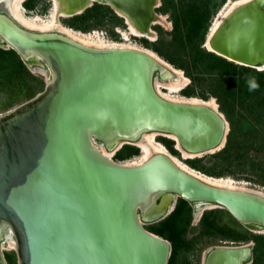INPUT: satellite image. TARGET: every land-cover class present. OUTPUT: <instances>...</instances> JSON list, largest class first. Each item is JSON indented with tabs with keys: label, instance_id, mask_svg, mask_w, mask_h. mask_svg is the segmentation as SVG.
<instances>
[{
	"label": "water",
	"instance_id": "1",
	"mask_svg": "<svg viewBox=\"0 0 264 264\" xmlns=\"http://www.w3.org/2000/svg\"><path fill=\"white\" fill-rule=\"evenodd\" d=\"M59 1L67 17L96 2L109 5L143 32H154L162 4ZM205 46L263 70L264 0L235 5L214 31L210 28ZM0 47L51 71L42 91L0 114V264H10L4 251L9 238L18 264H169L171 241L145 222L164 220L176 198L194 207L214 204L264 231L263 192L209 181L165 153L136 164L118 162L102 150L117 151L121 141L135 143L147 131L174 136L194 157L225 147L230 122L217 100L213 105L164 97L156 75L175 74L153 53L33 30L1 6ZM254 248V242L217 245L204 264H248Z\"/></svg>",
	"mask_w": 264,
	"mask_h": 264
},
{
	"label": "trees",
	"instance_id": "2",
	"mask_svg": "<svg viewBox=\"0 0 264 264\" xmlns=\"http://www.w3.org/2000/svg\"><path fill=\"white\" fill-rule=\"evenodd\" d=\"M226 1L162 0L157 11L169 15L172 28L166 29L156 24L154 29L158 33L157 38L150 41L144 37L142 40L146 47L174 67L183 70L190 78L191 82L182 90L183 94L204 100L215 98L220 110L230 122V131L224 148L208 155L187 158L186 162L192 168L218 178L226 176L240 178L247 172L258 174L261 178L259 181L264 185V157L258 158L256 155L264 152V69L238 64L205 46L213 20ZM26 6L32 9L36 2H28ZM65 23L84 32L100 26H108L114 30L116 26H125V18L118 15L111 6L96 2L84 12L68 17ZM14 71H18L24 77L30 75L41 82V89L30 98L44 89L45 82L29 71L15 50L0 47V81L11 78ZM250 77H255L259 83V88L255 91H249L247 81ZM163 141L174 154H180L174 147L175 140ZM140 152L139 147L126 144L118 151L117 157L119 159L136 157ZM218 212L219 209L207 211L202 224H214L215 217L212 215ZM191 220V203L179 198L176 208L169 217L153 228L157 234L173 242L174 253H177L181 249L191 247V243L185 237ZM164 223L175 227L177 232L168 229ZM254 238L257 242L254 251L264 253V235H257Z\"/></svg>",
	"mask_w": 264,
	"mask_h": 264
},
{
	"label": "rangeland",
	"instance_id": "3",
	"mask_svg": "<svg viewBox=\"0 0 264 264\" xmlns=\"http://www.w3.org/2000/svg\"><path fill=\"white\" fill-rule=\"evenodd\" d=\"M230 1H233V0H227L220 9L222 10L225 7V5L230 3ZM28 2L29 3L36 2V6L32 9H29L26 6V4ZM51 6H53V0H26V2L24 3V7L26 10L25 13L27 14V16H31V17L40 16V18H42L43 20L51 19L52 11H53V7H51ZM221 10H219L218 13ZM218 13L216 14V16L218 15ZM159 14H161V13H159ZM161 15L166 17V19L168 20V24L166 23V24H160V25L164 26L166 29H171L172 28V22L170 21L169 15H167V14L166 15L161 14ZM67 18L68 17H62L61 16L60 21L64 25H66L65 21ZM66 26H68V25H66ZM68 27H70V26H68ZM117 27H119L121 29V33L117 31ZM153 29H154V26H153ZM94 30H97V31L105 30V31H107L109 33L110 42H114V41L116 42L117 41L119 43H123V42L133 43L134 45H136L138 47L150 49V48L146 47V45L144 44V42L142 40V38H144V37L134 35L131 33L130 26L127 24L126 18H125V26H116L114 28V30H112L108 26H104V27L100 26V27H96L95 29H92L91 31H87V32L81 31V32L90 34ZM77 31H80V30H77ZM126 33L130 34L131 37L128 41H123L122 35H125ZM145 38H147V37H145ZM147 39L152 41L153 38H147ZM26 66L34 76L41 78L45 83H46L47 79L51 76L50 69L45 64H43V62H41L40 65L39 64L34 65V64L29 63V64H26ZM12 74H14V75L11 78L5 79L4 81H0V114L14 108L15 106L19 105L22 102L28 100L30 98V96L33 95V93H36L41 89L40 88L41 82L38 79L31 77L30 75H28L27 77H24L21 73H18V71H14V73H12ZM174 78H177V77L174 76V77L169 78V79H160V74L158 73L156 75V80H159L160 82L171 80ZM190 82H191V80L189 78L188 84ZM183 89H180L179 91H176V92H174V91L172 92V91L168 90L167 88L161 86L160 92L165 93V94L169 93V95L172 94V96L174 98L177 97L178 99L190 98V97H188L182 93ZM155 138L157 140H159V142H162L164 145H165V143H164L163 139H171L174 141V139L171 136L169 137V136H167L165 134H161V133H157L155 135ZM126 144L135 145V146L139 147L141 150V152H140L141 155L139 154L136 157L132 156L133 158L130 157V158H126V159H119L117 157V153ZM118 147H120V149L117 151H115V149H107L108 152L112 153L111 157L118 162H123V163H127L129 161L134 162L135 160L140 159L143 155L142 148L136 142L135 143H127L125 141H121L118 144ZM174 147H175V149H177L176 148V141H174ZM167 149L170 151L171 154H173L177 158L181 159L182 162L184 161L183 163L190 166L186 162L187 158L183 157L181 152L179 155H176L168 147H167ZM252 153H254V152H252ZM208 154H211V153L202 154L200 156L208 155ZM256 155L258 158H262V157H264V152L256 153ZM139 156H140V158H139ZM227 177L232 179L233 181H231V180L230 181L233 182L234 185H236V186L247 187V188L252 189V190H260V191L264 192V185L261 183V181H259L261 178L258 174H252V173L247 172L246 174H244L240 178L231 177V176L230 177L226 176L225 178H227ZM176 200H177L176 201V206H177L179 198H176ZM192 205H194V204H192ZM176 206H175V208H176ZM201 206L204 207V209L202 211V214L200 213V215H199L200 219H199V218H196V214H197L196 210L201 208ZM213 209H219V212L216 215H212L215 217L214 224L203 225L202 221H203L205 213L207 211H210ZM192 213H193L192 214V220L190 222L189 228L185 232V237L191 243V247L186 248V249H181L177 253H174V248H173V253H172V256L170 258L169 264H203V260H204L206 253L214 246H217V245H240V244H245V243H249V242H254L255 247H256L257 242H256L254 237L257 235H264V231L262 229L254 228L251 226L241 224L233 216H231L225 210H223V208L217 207L214 204H208L207 205L206 203H197L196 209H194V207H193ZM169 215L166 218H168ZM161 221H163V220H161ZM161 221L155 222V223L146 221L145 224H146V227L150 231L155 232L153 227L155 225L159 224ZM164 224H165V226H168V229H170L171 231L177 232V229L175 227L170 226L168 223H164ZM230 229H232V230H230ZM164 238H166V237H164ZM168 240H170V239H168ZM171 243L173 245L172 241H171ZM4 248H5L4 251H5L6 257L8 259V262L10 264H18L16 253L13 250V248L9 245L8 239L5 240ZM248 264H264V253H261L260 251H254L253 258L250 262H248Z\"/></svg>",
	"mask_w": 264,
	"mask_h": 264
},
{
	"label": "bare ground",
	"instance_id": "4",
	"mask_svg": "<svg viewBox=\"0 0 264 264\" xmlns=\"http://www.w3.org/2000/svg\"><path fill=\"white\" fill-rule=\"evenodd\" d=\"M1 1H4L1 3ZM243 0H233L230 1V3H228L227 5H225V7L218 13V15L214 18V23L211 26V32L214 31L219 24L222 22V20L225 18V16L235 7V5L239 4L240 2H242ZM24 2L25 0H0V6L3 9H7L11 15L23 26L33 29V30H40V31H52V30H57L60 31L66 35H68L69 37L80 41L84 44L87 45H92V46H108V45H124V46H130L133 48H141L138 47L136 45H134L133 43H119V42H102L101 40H96L92 37L91 34L89 33H83L81 31H77L71 27H68L66 25H64L61 21H60V17H67L68 16V12L66 11V8L61 4V2L59 0H53V11H52V17L49 20H43L42 18H40V16H36V17H31V16H27V14L25 13V7H24ZM6 5H5V4ZM51 15V14H50ZM129 21V20H128ZM157 24H168V20L166 19L165 16H161L159 15L157 17L156 20ZM128 25L130 26V30L131 33L134 35H138L141 37H147V38H153L152 40L156 39V33L155 30L154 32H143L141 31L134 23H132L131 21H129ZM210 31V29H209ZM144 50H148L151 53H153L161 63H163L166 67L170 68V70L175 74L174 76L177 78L171 79V80H167V81H163L160 82L159 80H155V84H156V88L158 89V91L160 92V87L163 86L165 88H167L170 91H179L180 89H183L189 82V78L185 75L184 71L181 69H178L176 67H174L172 64H170L168 61H166L165 59H163L161 56H159L156 52H154L151 49H147V48H141ZM163 90V89H162ZM164 97L171 99V100H176V101H191V102H209L213 105H216L215 99L211 98L210 100H204L198 97H190V98H185V99H177L174 98L171 95L165 94L160 92ZM158 132L156 131H147L144 132L142 134V136L136 141V143L142 148L143 150V155L142 157L139 158L138 160H135L134 162L136 164H139L145 160H147L149 157H151L154 153H165L168 154L169 156H171V158L178 164L180 165L182 168L187 169L191 172H193L194 174L203 177L209 181H213L216 183H222V184H226L230 187H240V188H245V189H249L247 187H242V186H236L234 185L232 179L230 178H225V177H214L211 175H207L206 173H202L201 171H198L190 166H188L187 164L183 163L181 161V159L177 158L176 156H174L173 154L170 153V151L167 149L166 145H164L162 142H159V140H157L155 138V135ZM171 136V135H170ZM173 139H176L174 136H171ZM177 145V144H176ZM181 153L182 156L185 158H190L193 157L194 155H190L188 153H186L185 151L182 150V148L177 145L176 147ZM102 150L109 156H112V153L108 152V150L105 147H102ZM141 155V154H140ZM133 162V161H132ZM133 162V163H134ZM230 177V176H229ZM231 180V181H230ZM252 190V189H250ZM255 191H259V192H263L260 190H255ZM264 193V192H263ZM200 203V202H199ZM207 205L209 203H206ZM203 206V205H202ZM199 208L196 214V218H199L200 213L202 214V211L204 209V207ZM200 219V218H199ZM9 245L11 247L14 246L15 242L12 238H9L8 240Z\"/></svg>",
	"mask_w": 264,
	"mask_h": 264
},
{
	"label": "built area",
	"instance_id": "5",
	"mask_svg": "<svg viewBox=\"0 0 264 264\" xmlns=\"http://www.w3.org/2000/svg\"><path fill=\"white\" fill-rule=\"evenodd\" d=\"M117 31L121 33V29L119 27H117ZM90 34L92 35V37H94L95 39L99 41L101 40L102 42H106V43L110 42L109 33L105 30H101V31L94 30ZM122 36H123L122 37L123 41H128L131 37L130 34H127V33Z\"/></svg>",
	"mask_w": 264,
	"mask_h": 264
},
{
	"label": "clouds",
	"instance_id": "6",
	"mask_svg": "<svg viewBox=\"0 0 264 264\" xmlns=\"http://www.w3.org/2000/svg\"><path fill=\"white\" fill-rule=\"evenodd\" d=\"M247 83L249 85V91H255L257 88H259V83L256 81L255 77H250Z\"/></svg>",
	"mask_w": 264,
	"mask_h": 264
},
{
	"label": "flooded vegetation",
	"instance_id": "7",
	"mask_svg": "<svg viewBox=\"0 0 264 264\" xmlns=\"http://www.w3.org/2000/svg\"><path fill=\"white\" fill-rule=\"evenodd\" d=\"M25 2H26V0H25ZM191 206H192V209H193L194 205H192V203H191ZM194 209H196V207H194ZM203 264H204V260H203Z\"/></svg>",
	"mask_w": 264,
	"mask_h": 264
}]
</instances>
